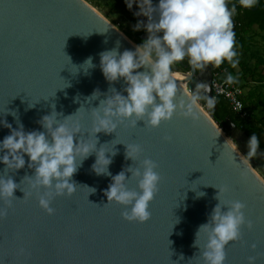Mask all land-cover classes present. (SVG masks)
<instances>
[{
  "label": "water",
  "instance_id": "95a60500",
  "mask_svg": "<svg viewBox=\"0 0 264 264\" xmlns=\"http://www.w3.org/2000/svg\"><path fill=\"white\" fill-rule=\"evenodd\" d=\"M138 11L135 4L127 7L137 22L147 23L146 17L135 15ZM139 38L146 40L147 33ZM117 47L123 53L135 51L136 45L85 0H0V143L10 134L5 121L13 129L22 124L25 132L44 131L39 121L55 106L60 123L72 115L69 123H79L81 132L74 142L98 140L97 151L102 147L112 161V176L136 168L144 159L156 163L160 176L159 191L149 205L150 220L129 223L122 219L121 206L105 205L104 191L112 177L93 171V153L72 178L76 191L56 197L50 205L55 212L48 215L36 192L24 199L31 189L23 179L34 175L25 156V167L8 173L19 188L8 216L0 219V264H203L200 249L193 247L195 234L218 203L219 188L226 189V202L245 205L246 221L253 224L251 230L241 229L239 242L226 247L225 264H248L250 256L264 264V150L259 147L249 162L243 158L250 138L231 120L221 123L223 132L197 101L200 115L195 123L177 113L157 129L145 127L143 121L133 128L125 121L116 132L95 138L93 109L111 95L110 88L127 95L122 79L109 84L100 69L99 54ZM89 57L95 67L86 70ZM182 68L191 71L188 64ZM211 75L209 67L182 81L195 92L198 83L211 87ZM96 91L100 96L91 98ZM202 94L213 97L212 89ZM233 142L238 151L232 153ZM127 145L141 147L136 163L126 159ZM4 170L0 163V176ZM128 187L136 189V181L130 180ZM45 191L41 188L39 195ZM201 192L204 195L198 196Z\"/></svg>",
  "mask_w": 264,
  "mask_h": 264
},
{
  "label": "clouds",
  "instance_id": "9594fccd",
  "mask_svg": "<svg viewBox=\"0 0 264 264\" xmlns=\"http://www.w3.org/2000/svg\"><path fill=\"white\" fill-rule=\"evenodd\" d=\"M230 0H126L127 7L137 5V17H146L147 23L138 21L134 31L144 30L147 39L135 47V51L117 48L103 51L100 56V69L109 84L121 79L127 85L123 95L110 88L106 99L100 101L98 108L93 109V134H112L125 121L135 128L137 122L143 121L145 127L157 129L162 123H168L179 113L181 118L195 123L199 118V99H206L207 107L214 108V98L202 93L211 91L207 83H198L196 90L189 91L186 84L178 83L188 79L191 81L193 72H203L209 67L220 68L227 62L232 68L238 64L235 50V34L232 16L235 6L229 7ZM257 0H239L243 8L255 6ZM162 34V35H161ZM186 61L191 71L181 76L173 71L174 67ZM86 70L94 68L92 58L85 61ZM139 69H144L141 72ZM236 77L226 75L225 83L231 85ZM99 91L91 98H98ZM39 121L44 131L25 132L23 125L13 129L6 121L3 126L10 130L2 143L0 163L5 166L0 176V219L8 216L12 202L17 200L14 193L18 184L8 176L9 172H17L25 167V156L28 157V168L34 175H25L31 191L24 193L26 199L32 192L37 193L38 203L48 215L55 210L50 206L56 197H70L77 188L72 180L78 167L90 155L95 153L96 162L93 171L99 175L112 177V182L104 191L107 198L105 205L116 204L124 210L122 219L129 223L143 224L150 220L149 205L159 189L160 176L156 172L157 165L151 159L139 162L136 168L128 167L115 176L108 171L111 160L106 158L102 147L97 151L95 143L80 140L74 142L81 132L79 123H69L72 116L60 123L54 110ZM80 109L77 111V113ZM15 116V113H12ZM166 140L170 138L166 137ZM228 145V142H227ZM260 147V140L252 134L248 142V162L255 158ZM229 148L232 153L238 151L233 142ZM142 149L139 145H127L126 159L137 162ZM112 155H115L113 152ZM261 155H264L262 153ZM79 159V165L77 160ZM131 177L127 178L126 173ZM136 181V189H130L128 182ZM22 181V182H23ZM46 189L44 195L39 190ZM94 192L95 189H91ZM225 188H219L215 199L218 201L205 224L199 226L195 234L193 247L200 249L199 260L203 264H225L226 247L230 243L239 242L241 229L253 228L251 221H246L245 205L239 201L226 202L223 199ZM204 193H198L203 196ZM226 209V211L224 210ZM204 243L201 246V240ZM255 250V245L252 246ZM180 259H184L183 256ZM248 264H256V257L250 256Z\"/></svg>",
  "mask_w": 264,
  "mask_h": 264
},
{
  "label": "trees",
  "instance_id": "16d2710c",
  "mask_svg": "<svg viewBox=\"0 0 264 264\" xmlns=\"http://www.w3.org/2000/svg\"><path fill=\"white\" fill-rule=\"evenodd\" d=\"M86 1L100 8L97 0ZM112 3L115 10L130 15L122 0H112ZM233 6L236 9L232 20L235 28V50L238 64L236 68H232L225 62L217 69H225L228 74L231 73L236 77L234 84L241 90L239 100L243 108L239 113L234 112L226 99L216 97L215 107L209 109V114L219 127L223 121L229 119L249 138L252 134L259 138L264 136V0L259 1L257 9L254 11L251 9L255 6L250 9H241L239 0H230L229 7ZM130 17L137 24L136 19L131 15ZM143 32L145 31L131 30L125 35L128 38H133L139 45L144 41L139 38ZM258 38L262 41L261 47L257 45ZM210 70L213 68L210 67ZM173 71L187 72L188 69L182 68V64H178ZM198 102L201 105H206L202 99H199ZM260 147L263 148L261 142Z\"/></svg>",
  "mask_w": 264,
  "mask_h": 264
},
{
  "label": "rangeland",
  "instance_id": "374dc122",
  "mask_svg": "<svg viewBox=\"0 0 264 264\" xmlns=\"http://www.w3.org/2000/svg\"><path fill=\"white\" fill-rule=\"evenodd\" d=\"M86 1V0H85ZM89 5H91L95 10H97L104 18H106L110 23H112L116 28H118L124 35L128 31L134 30V26L136 25V22L133 21L125 12L117 11L113 8L112 0H97V2L100 5V8L95 7L88 1H86ZM159 0H153L154 4H157ZM126 36V35H125ZM128 38V37H127ZM133 44L137 46L134 39L128 38ZM262 41L260 38L257 39V45L258 47H261ZM237 70V69H236ZM264 72V71H263ZM198 103V102H197ZM200 104V103H199ZM201 105V104H200ZM201 107L205 110V108L201 105ZM206 111V110H205ZM208 112V111H206ZM219 127V125H217ZM220 128V127H219ZM221 129V128H220ZM222 130V129H221ZM223 131V130H222ZM224 132V131H223ZM225 134V133H224ZM228 135V134H227ZM225 134V136H227ZM228 138V136H227ZM230 140V139H229ZM260 142L262 143V146L264 148V136L259 137ZM262 148V149H263Z\"/></svg>",
  "mask_w": 264,
  "mask_h": 264
},
{
  "label": "built area",
  "instance_id": "2783aa9c",
  "mask_svg": "<svg viewBox=\"0 0 264 264\" xmlns=\"http://www.w3.org/2000/svg\"><path fill=\"white\" fill-rule=\"evenodd\" d=\"M211 89L213 98L223 97L226 99L234 112H241L243 105L239 100L241 95V90L233 83L231 85L225 83L226 75L228 74L225 69L213 68L211 71ZM188 87V86H187ZM188 90L190 91L189 87ZM206 111L209 112V109L206 105H202Z\"/></svg>",
  "mask_w": 264,
  "mask_h": 264
},
{
  "label": "flooded vegetation",
  "instance_id": "af4514ba",
  "mask_svg": "<svg viewBox=\"0 0 264 264\" xmlns=\"http://www.w3.org/2000/svg\"><path fill=\"white\" fill-rule=\"evenodd\" d=\"M143 33H145V32H143ZM183 63L186 64L187 62H186V61L181 62V64H183ZM203 72H204V71H203ZM203 72H202V73H201V72H197V74H200V73L203 74Z\"/></svg>",
  "mask_w": 264,
  "mask_h": 264
},
{
  "label": "bare ground",
  "instance_id": "6f19581e",
  "mask_svg": "<svg viewBox=\"0 0 264 264\" xmlns=\"http://www.w3.org/2000/svg\"><path fill=\"white\" fill-rule=\"evenodd\" d=\"M179 73V72H178ZM181 76H183L181 73H179ZM179 83H183V84H186V83H184L183 81H180ZM207 115V114H206Z\"/></svg>",
  "mask_w": 264,
  "mask_h": 264
},
{
  "label": "crops",
  "instance_id": "0c3cea01",
  "mask_svg": "<svg viewBox=\"0 0 264 264\" xmlns=\"http://www.w3.org/2000/svg\"><path fill=\"white\" fill-rule=\"evenodd\" d=\"M212 71V70H211Z\"/></svg>",
  "mask_w": 264,
  "mask_h": 264
}]
</instances>
